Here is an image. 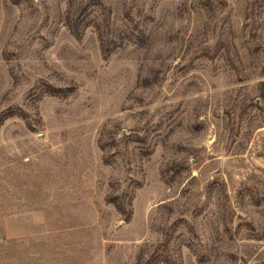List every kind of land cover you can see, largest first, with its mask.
<instances>
[{"label": "rangeland", "instance_id": "rangeland-1", "mask_svg": "<svg viewBox=\"0 0 264 264\" xmlns=\"http://www.w3.org/2000/svg\"><path fill=\"white\" fill-rule=\"evenodd\" d=\"M139 261L264 264V0H0V264Z\"/></svg>", "mask_w": 264, "mask_h": 264}, {"label": "trees", "instance_id": "trees-1", "mask_svg": "<svg viewBox=\"0 0 264 264\" xmlns=\"http://www.w3.org/2000/svg\"><path fill=\"white\" fill-rule=\"evenodd\" d=\"M70 5H73V2H71ZM69 20L72 21L70 18H69ZM69 25H70V29H72L73 33H75L77 36H79L80 34H79V30L77 28L78 24L73 23V22H70ZM101 43H102V47H103V52L106 53L107 49H106V45H105L104 40L101 39ZM110 199L111 200H109V202L115 204V206L118 209V211L119 212H122L123 209H122V206H121L120 202H118V201H116L115 199H112V198H110ZM130 215H131V212L129 213V215L125 216V219L126 220H130V218H131ZM141 259H142V257H141ZM140 261H139V264H140Z\"/></svg>", "mask_w": 264, "mask_h": 264}]
</instances>
